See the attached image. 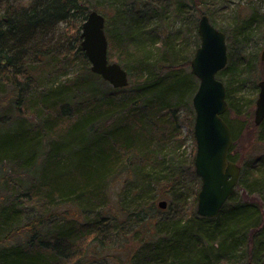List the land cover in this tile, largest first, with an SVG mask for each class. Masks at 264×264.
I'll return each instance as SVG.
<instances>
[{
	"label": "trees",
	"instance_id": "16d2710c",
	"mask_svg": "<svg viewBox=\"0 0 264 264\" xmlns=\"http://www.w3.org/2000/svg\"><path fill=\"white\" fill-rule=\"evenodd\" d=\"M93 1L0 0V264H91L81 241L103 231L116 239L113 264H264V120L252 125L254 100L239 96L258 63L256 53L244 55L257 15L234 19L233 43L199 12L226 36L228 62L217 74L228 103L223 118L244 117L256 132L251 155L238 164L231 125L228 160L240 167L238 185L218 217L207 219L195 213L194 156L179 151L180 111L194 139L192 31L171 27L208 0ZM91 11L106 19L107 42L121 49L124 88L91 73L79 44L71 54L69 41L52 37L56 25L75 18L80 31ZM153 20L159 31L148 27ZM70 55L83 70L55 86L51 77Z\"/></svg>",
	"mask_w": 264,
	"mask_h": 264
},
{
	"label": "water",
	"instance_id": "95a60500",
	"mask_svg": "<svg viewBox=\"0 0 264 264\" xmlns=\"http://www.w3.org/2000/svg\"><path fill=\"white\" fill-rule=\"evenodd\" d=\"M104 25L105 19L100 13L89 12L81 24L80 48L91 73L98 75L112 88H124L128 85V76L119 64L108 61ZM197 35L199 46L189 62L191 73L198 81L191 100L195 141L193 165L195 175L200 180L195 213L199 217L214 219L234 194L240 167L228 160L232 137L222 117L228 103L225 86L216 77L228 62L226 36L210 23L207 15H201L198 19ZM261 61H264V50ZM263 120L264 80H261L255 101L254 125L259 126ZM157 206L164 210L167 203L161 200Z\"/></svg>",
	"mask_w": 264,
	"mask_h": 264
},
{
	"label": "rangeland",
	"instance_id": "374dc122",
	"mask_svg": "<svg viewBox=\"0 0 264 264\" xmlns=\"http://www.w3.org/2000/svg\"><path fill=\"white\" fill-rule=\"evenodd\" d=\"M27 0H16V3L20 4H26ZM160 0H153L154 4H158ZM89 3L92 5H96L95 1L89 0ZM99 7H102L101 5ZM197 11L190 10L188 14H185L184 19L182 20H176L174 21L173 27H171L172 30H175L176 28L180 26H185L186 24L190 27V31H192V34H188L187 36V57H190V55L198 48L199 46V37L197 35V23L196 22V28L193 29V22L196 18V21H198L199 17L202 15H199V12L207 14L210 13L212 19L214 20V23L221 27L222 29L226 28L227 34L232 35V42L235 43V35L232 34V27H233V21L236 19L237 22L243 21L244 19H249L252 17V15L256 14L258 19L255 23L256 25L253 27L255 30L252 32L253 34V40L248 42L246 45V51L245 56L246 59L248 54L256 53L258 63L254 64V73L251 77H253L252 84H249L243 91L241 92L242 102L249 104L250 100H254L252 110L253 114L250 119V123L254 125V109H255V101L258 96V86L257 83L259 80L264 79V62L260 61L261 53L264 50V0H208V2L204 4H199L197 6ZM111 13V12H110ZM169 13V12H167ZM170 16L169 13L166 15V18H164L165 24L170 23ZM113 18V14H110L108 16V21L110 22ZM106 20V19H105ZM188 22V23H187ZM78 20L75 18L74 21L68 23V22H61L58 25H56L53 29L52 37L55 41L58 40V38L61 37L60 41H63L66 39L70 42L69 46L71 49H67L66 51H70L71 54L74 53L77 49V46L79 44L80 46V32H81V24H80V31L76 30V27L78 25ZM159 24V25H158ZM155 25H158L155 29L159 31L160 22L157 20H153L152 23H149L148 27L154 28ZM186 25V26H187ZM186 29V28H183ZM188 30V31H189ZM79 32V33H78ZM174 32V31H173ZM79 38V42H78ZM57 39V40H56ZM108 40V47H107V58L109 63H117L120 64L121 59V49L119 45L116 44L115 40ZM57 45V42H54ZM68 48V46H67ZM228 51V50H227ZM192 58V57H191ZM191 58L189 59L188 63L190 62ZM245 58V57H244ZM70 60V62H69ZM69 60H67V63L69 65L64 66V68H59V72L56 74H53L51 77L53 80V83L56 84H65L69 80L74 79V77L78 74H81V71L83 70L84 64L82 63V60H78L73 58L72 55H70ZM66 62V61H65ZM88 63V61H87ZM88 68L90 71V65L88 63ZM190 69V66L188 67V70ZM49 78V79H51ZM256 78V79H255ZM217 79L222 82V76H217ZM111 87V86H110ZM257 87V88H256ZM34 94H36L35 91H33ZM238 96V97H239ZM192 105V103H191ZM248 109V107L246 108ZM180 123H179V129L180 133L178 136H180V139L183 140V142L180 145L179 151L183 154V156L186 158L188 155L193 157L195 155V141L194 139H191V131L189 129V126L187 125V122L185 121L186 114L184 111H180ZM224 121L228 124L231 130V135L234 137L233 130L231 128V125L236 128V143L233 155L236 157V162L240 164L245 159H248L251 155V147L250 143L252 139H256V132L255 131H249L248 128V121L246 122V119L244 117L236 118L234 119L233 116H225ZM183 122V123H182ZM245 122V123H244ZM193 132V127H192ZM193 136V133H192ZM194 138V136H193ZM121 181L118 180L116 183H114V186L117 188H120ZM188 183L193 184V181H190ZM116 189V188H115ZM116 193H112L111 200L113 201L115 198ZM240 195V192L239 194ZM243 198V196H241ZM111 205H114V202H110V204L107 205V208L109 210L112 209ZM196 205V204H195ZM167 207V206H166ZM196 209V206H195ZM114 210V208H113ZM163 210V209H161ZM160 217V216H159ZM121 234V232H120ZM119 234V236H120ZM124 240H129V237L123 238ZM103 241L106 245L105 248L100 247V242ZM82 248L84 249V252L88 256H93L95 258H90L92 261L91 264H103L111 260L113 257V253L111 249L114 247V243L116 242V239H111V235H106V233L99 232L92 235H88L86 239H83ZM113 245V246H112ZM108 257V261H105V257ZM111 262V261H110ZM111 264H113L111 262Z\"/></svg>",
	"mask_w": 264,
	"mask_h": 264
},
{
	"label": "flooded vegetation",
	"instance_id": "af4514ba",
	"mask_svg": "<svg viewBox=\"0 0 264 264\" xmlns=\"http://www.w3.org/2000/svg\"><path fill=\"white\" fill-rule=\"evenodd\" d=\"M260 61H261V56H260ZM261 62H264V61H261ZM261 80H264V79H261ZM261 80H259V81H261ZM259 81H258V82H259ZM257 86H258V83H257Z\"/></svg>",
	"mask_w": 264,
	"mask_h": 264
}]
</instances>
